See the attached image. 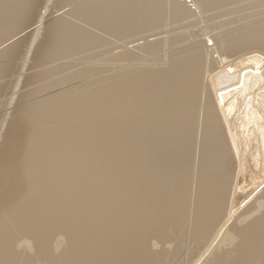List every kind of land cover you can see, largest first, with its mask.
<instances>
[{
    "label": "bare ground",
    "instance_id": "6f19581e",
    "mask_svg": "<svg viewBox=\"0 0 264 264\" xmlns=\"http://www.w3.org/2000/svg\"><path fill=\"white\" fill-rule=\"evenodd\" d=\"M1 110L0 264H264V0H0Z\"/></svg>",
    "mask_w": 264,
    "mask_h": 264
},
{
    "label": "rangeland",
    "instance_id": "374dc122",
    "mask_svg": "<svg viewBox=\"0 0 264 264\" xmlns=\"http://www.w3.org/2000/svg\"><path fill=\"white\" fill-rule=\"evenodd\" d=\"M230 15H231V14H230ZM230 15H229V16H230ZM226 16L229 17L228 15H225L224 17H226ZM231 17H232V16H231ZM2 112H3V111L1 110L0 114H2ZM0 116H1V115H0Z\"/></svg>",
    "mask_w": 264,
    "mask_h": 264
}]
</instances>
